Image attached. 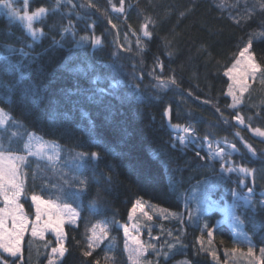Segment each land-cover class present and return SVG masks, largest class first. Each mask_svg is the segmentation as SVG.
Listing matches in <instances>:
<instances>
[{"label":"trees","instance_id":"trees-1","mask_svg":"<svg viewBox=\"0 0 264 264\" xmlns=\"http://www.w3.org/2000/svg\"><path fill=\"white\" fill-rule=\"evenodd\" d=\"M15 3L23 15L24 0ZM90 3L94 6L89 7ZM113 5L119 8L120 0H61L58 8L56 0H28L29 14L39 7L49 9L33 24L44 31L36 41L22 22L10 18L7 10L0 11V109L12 117L0 130L1 142L8 149L11 138L10 150L23 155L24 143L12 133L18 132L24 140L35 133L61 148L57 165L32 156L22 165L28 197L26 202L21 199L25 212L34 218L32 194L43 199L60 197L79 212L78 224L65 226L68 251L60 264H95L96 260L105 264L106 255L115 264H130L120 225L128 221L137 200L148 203L143 212L152 217L143 242L155 244L161 252H169V244L176 245L167 259L159 257V264L185 260L190 264H255L264 247L260 204L264 201V139L237 125L233 114L239 112L252 128L264 130V76L258 75L243 103L233 109L226 95L230 82L223 72L250 38L252 52L264 66V36L260 35L264 0H124L123 12L113 11ZM144 24H148L150 38L143 34ZM69 27L72 31H62ZM84 36L99 37L102 44L80 42ZM21 49L28 55H22ZM13 65L23 73V81ZM97 75L101 78L92 84ZM172 77L175 85L169 82ZM77 82L82 87L117 85L113 91L125 100L122 105L115 101L119 107L113 112L114 120L105 121L101 108L87 102L73 108L67 118L54 117L66 110L58 97ZM29 85L39 91L38 99L26 92ZM169 107L171 122L164 115ZM172 125L191 127L197 139L180 145L181 133ZM237 132L253 146L255 156L248 153ZM217 142L236 144L238 151L227 166L254 169V182L253 177H245L241 185L239 174L221 173L220 162L208 159L206 144L215 147ZM92 152L100 154L98 161L78 156ZM80 179L88 180V190L76 196ZM248 188H253L251 204L244 199ZM237 217L252 243L247 237L242 242ZM104 221L108 239L91 257H84L91 234L87 229ZM204 224L213 231L210 245L202 231ZM202 235L208 251L198 243ZM47 239L52 236L41 240L27 235L25 264H48ZM249 242L253 257L248 256ZM156 259L152 250L143 257L152 264Z\"/></svg>","mask_w":264,"mask_h":264},{"label":"snow or ice","instance_id":"snow-or-ice-1","mask_svg":"<svg viewBox=\"0 0 264 264\" xmlns=\"http://www.w3.org/2000/svg\"><path fill=\"white\" fill-rule=\"evenodd\" d=\"M61 0H56V6L59 7ZM111 3V0H109ZM124 0H120V7L117 8L113 5V11L123 12L124 11ZM28 0H24L25 11L21 15L19 10L13 8L12 0H0V7H3L7 10L10 18L22 22L27 33L32 37L33 41L39 39V37L44 35L43 28L35 29L33 24L35 21H38L46 16L49 9L45 7H39L34 12L29 14L27 12ZM93 7L91 3L88 5ZM264 8V5H262ZM55 11V9H53ZM110 24L111 20L108 21ZM239 23V21H237ZM113 28L116 25H112ZM94 27V26H93ZM62 31L67 33L72 31L71 27L63 28ZM143 34L145 37H151V33L148 30V24L143 25ZM261 36H264V32L260 33ZM90 41L93 46H99L102 44V40L99 37L94 36H84L81 37V41ZM78 42V43H80ZM54 43H59L54 41ZM253 40L250 38L247 43L238 51V55L234 58V62L228 67L223 75L227 77L230 82L227 87L226 95L231 97L232 104L229 105L230 108H237L238 105L243 103L245 93L249 92L251 88V82H255L258 79V74L264 76V66L257 62L255 54L252 52ZM22 55H28L20 50ZM5 59H7L5 57ZM157 66L161 69L163 65L157 62ZM67 68V66H65ZM13 69L16 72H19V80L23 81L24 75L20 72V69L13 65ZM68 71L72 69L67 68ZM101 77L97 75L92 79L91 83L95 84ZM171 84L175 85L176 80L174 77L170 78L169 81ZM161 86H164V81H160ZM261 83H264V80H261ZM116 84H109L107 88L103 87H82L79 82L72 89H65L62 97H58L59 100L65 103L66 110L63 113H54V117L58 118L59 116L68 117L73 108H78L83 102H87L91 105H97L102 110V115L105 121L114 120L113 112L118 111L119 105L116 104V100L120 101L122 105L125 97H117V94L113 91L116 88ZM26 92L30 93L33 100L39 98V91L35 86L29 85L26 89ZM207 103V101H205ZM219 111V109H217ZM165 116L169 118L171 122V108H167L164 113ZM82 117H86L87 113L81 112ZM233 119L236 121L237 125L244 126L250 131L254 136L264 138V130L260 128H252L250 124L245 122V118L235 112L233 114ZM12 120L3 109H0V127L4 126L7 121ZM251 120V117H249ZM15 123V122H13ZM89 124L91 128L95 127L94 122L89 119ZM172 127L179 129L180 125H172ZM91 128L89 131H91ZM182 131L185 133L184 136H178L177 140L180 145L186 146L190 140H196L195 130L191 127H184ZM236 136L239 137V132L236 133ZM12 137H17L22 140L24 143L23 151L26 155H17L10 150V145L12 139H9V148L6 149L5 145L0 142V202L3 206L0 207V264H25L24 261V244L25 236L29 235L32 238H39L41 240L45 239V234L50 232L55 237V242L46 241L45 247L50 248V253L48 254V264H60V261L64 258L68 249L65 246L67 239L66 233L64 231L65 223L75 224L76 220L79 218V212L73 208L69 203L63 202L60 197H57L56 200L51 198L43 199L40 195L32 194L30 196L31 206H34V220L30 219L29 215L24 210V204L21 203V198L24 197L25 202L28 197L25 194V185L24 180L21 179V166L27 162L28 156H35L38 158H47L48 161H53L58 157L59 149L58 145L54 142H45L42 138H36L35 134H28L27 140H24L22 136H19L18 132H13ZM33 142L38 146L35 151H33ZM240 142L244 144V147L247 149L248 153L252 156L256 155V150L253 146L240 138ZM218 143V142H217ZM175 147V145H173ZM231 148V152H225L224 148L217 147L215 151L209 149L208 159L212 161H219L221 164V173H237L241 177L239 179V184H245V177H253V182L255 178V170L245 166H227L228 158L231 156L232 152L238 151L235 143H230L228 145ZM48 149L51 150V154H48ZM197 156H200V153H196ZM81 160H95L100 159V154L97 152L80 153L78 154ZM204 159V157H200ZM110 180L111 178L108 177ZM223 179V176H221ZM88 180L80 179V190L73 195L78 196L82 192L88 190ZM253 193V188H248V195L244 197L245 202L251 204L249 197ZM233 196L238 194L235 190L232 191ZM60 201V202H58ZM261 207L264 208V201L260 202ZM139 209L148 220H151L152 217L149 216L146 212H143L144 205L140 200L136 201V204L132 208V212L135 213ZM171 215L175 216V213ZM129 219H132V215H129ZM189 219H192V214L189 213ZM88 232L91 234L87 236L86 245L82 255L84 257H91L93 252L104 240L108 239L109 228L106 221L98 222L94 225H91L88 229ZM125 244L124 250L128 252V259L131 264H152L151 261H144L143 257L147 254L149 250H152L156 254V264H159V257L163 255L165 259L168 258L169 252L171 249L175 248V244H169V252H161L157 249V246L153 243L145 244L140 238L139 235L131 239V247L129 243V228L127 225L123 226ZM202 231L206 232L208 238V244L210 245L214 239L213 231L211 230L208 224H204ZM150 235V233H149ZM171 235V233H169ZM158 239V237L154 238ZM177 242H179L177 238ZM198 243L201 245V250L208 251L204 249V236L202 235L198 239ZM111 250V249H109ZM235 251V250H233ZM209 255L213 256L215 259V253L209 251ZM248 256H254V249L249 242L248 247ZM105 264H115V261L112 257H104ZM95 264H100L99 260L95 261ZM181 264H190L189 261H182ZM255 264H264V247L260 249V258L255 261Z\"/></svg>","mask_w":264,"mask_h":264},{"label":"rangeland","instance_id":"rangeland-1","mask_svg":"<svg viewBox=\"0 0 264 264\" xmlns=\"http://www.w3.org/2000/svg\"><path fill=\"white\" fill-rule=\"evenodd\" d=\"M15 1H18V0H12V4H13V8L14 9H16V3H15ZM2 9L3 10H6V9H4L3 7H0V11H2ZM20 12V11H19ZM34 27V26H33ZM259 75V74H258ZM251 84H252V82H251ZM8 114V113H7ZM9 115V114H8ZM10 116V115H9ZM10 121V120H9ZM9 121H7V122H9ZM6 122V123H7ZM5 126V125H4ZM4 126H2V127H0V129L1 128H3ZM182 129L183 128H179V129H177L178 130V132L179 133H181V135L180 136H184L185 135V133L182 131ZM32 134H35V133H32ZM253 135V134H252ZM35 137L36 138H42L45 142H53V141H50V140H48V139H45V138H43V137H41V136H39V135H37V134H35ZM240 138H241V136H239ZM255 137H257V138H260V139H264V138H261V137H258V136H255ZM209 142V141H208ZM55 143V142H54ZM56 145H58V149H59V154H58V157L57 158H55L53 161H48L47 160V158L45 157V158H43V159H41V158H38V157H36V158H38V159H40V160H42V161H45V162H47V163H49V164H51V165H57V164H59V162H61V153H60V151H61V148H60V145L59 144H57V143H55ZM188 144V143H187ZM216 146L215 147H211V150L212 151H215L216 150V148L217 147H221V148H224L225 149V152H231V148L228 146L229 144L228 143H222V144H220L219 142L218 143H216L215 144ZM38 146L35 144V142H33V151H35L36 150V148H37ZM206 148L208 149V151H209V149H210V146H209V144L207 145L206 144ZM48 151V154H51V150L50 149H48L47 150ZM236 152H232V154H231V156L232 155H234ZM231 156L228 158V161L230 160V158H231ZM32 157H35V156H32ZM21 179H22V177H21ZM22 199V198H21ZM143 203V205H144V207H146V205L148 204V203H145V202H142ZM146 204V205H145ZM247 204H249V203H247ZM238 206H240V204H238ZM34 207V206H33ZM35 209V208H34ZM151 209H154V207H151ZM149 216H151L150 214L151 213H149L148 211L146 212ZM131 215H132V219L130 220L129 218H128V221L126 222V223H123V224H121L120 225V227L122 228V230H123V226L124 225H127L128 226V228H129V243H130V247H131V239L133 238V237H135V236H137V235H139V238L143 241V236H144V232L148 229V225H149V220L146 218V216L139 210V209H137V211L135 212V213H133L132 212V210H131V213H130ZM35 218V217H34ZM34 218L32 219V220H34ZM238 218V217H237ZM31 219V218H30ZM78 220H79V218L76 220V223L74 224V226H76L77 224H78ZM236 222H237V224H236V226L238 227V229H237V232H238V234H239V236L241 237V239H242V242H247L248 240L251 242V239H250V236H249V234L247 233V231L245 230V227H244V224H243V222L241 221V219L240 218H238V219H236ZM73 225V224H71V223H65V225H64V231H65V226L66 225ZM123 234H124V231H123ZM48 236H52V239H47V241H55V237L52 235V233H50V232H48V233H46L45 234V239L48 237ZM236 236V235H235ZM27 237V235L25 236V238ZM246 237H247V239L248 240H246ZM124 238H125V236H124ZM237 238V237H236ZM252 243V242H251ZM126 254H127V257H128V252H126ZM130 262V261H129ZM130 264H131V262H130Z\"/></svg>","mask_w":264,"mask_h":264}]
</instances>
